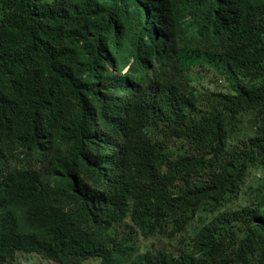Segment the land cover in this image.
Masks as SVG:
<instances>
[{"label":"trees","instance_id":"trees-1","mask_svg":"<svg viewBox=\"0 0 264 264\" xmlns=\"http://www.w3.org/2000/svg\"><path fill=\"white\" fill-rule=\"evenodd\" d=\"M258 175L264 0H0V264H155L139 235L213 218L226 190L246 203L190 264H264ZM140 188L160 212L118 224Z\"/></svg>","mask_w":264,"mask_h":264},{"label":"clouds","instance_id":"clouds-1","mask_svg":"<svg viewBox=\"0 0 264 264\" xmlns=\"http://www.w3.org/2000/svg\"><path fill=\"white\" fill-rule=\"evenodd\" d=\"M204 68L217 74L216 71L208 66H204ZM220 79L225 80L223 78ZM2 158L5 161H9L10 154L5 153L2 155ZM257 177L264 181V175H258ZM149 194L150 193H147L143 188H140L137 192L132 194L134 197H128L126 204L122 206V221L119 219L118 224H125L132 221V215L134 212H138L140 216H152L153 214L160 212L162 203L156 208L154 204L146 198ZM207 199L214 209L217 210L216 215L213 216V218L201 220L200 217L195 216L189 220L187 224H184L183 229H178L173 227L172 224H169L164 228L165 230L161 234L155 235V232L151 236L140 234L136 243V246H138L137 254L143 255L141 251H152L154 255L158 256L155 264H190L193 257L199 258V239L205 232L206 228H212L215 227V225L219 226L220 222L225 221L223 219L217 221L215 219L216 216H220V213L229 212L234 221L238 206L246 203L245 199L242 198H239L235 204L231 203L228 190L218 197H215L214 194H210ZM143 233L145 234L144 231ZM156 241H159L160 243L158 244ZM146 242H150L151 245L145 244ZM165 242L172 244V247L170 249L162 248ZM32 256L36 260L42 261L43 264H56L53 260L47 259L41 254L28 252L27 250L19 248L17 250L13 249L8 253L4 260V264H22L20 261L18 262V257H28L29 259H32ZM253 261L252 264H258L256 263L258 262L257 259L254 258ZM88 262L103 264L104 260L101 257H93L92 259L85 261L83 264ZM23 264L29 263L24 262Z\"/></svg>","mask_w":264,"mask_h":264},{"label":"rangeland","instance_id":"rangeland-1","mask_svg":"<svg viewBox=\"0 0 264 264\" xmlns=\"http://www.w3.org/2000/svg\"><path fill=\"white\" fill-rule=\"evenodd\" d=\"M205 71L201 72V76L202 79L204 80V84H208L209 81L214 77V75H216L213 71L208 70L207 68H204ZM230 86V82H228L227 80H220L218 81V84L216 86V89L218 92H226V88ZM158 244L160 243L159 241H156ZM162 242V240H161ZM145 244L151 245L150 242H146ZM175 244V243H174ZM167 248L170 249L172 247V244L165 242L162 246V248ZM18 262L20 261L22 264L24 262H27L29 264H43L42 261L36 260L33 256L32 259H29L28 257L24 258V257H18L17 258ZM45 263V261H44ZM49 264V263H47ZM86 264H96L94 262H88Z\"/></svg>","mask_w":264,"mask_h":264}]
</instances>
